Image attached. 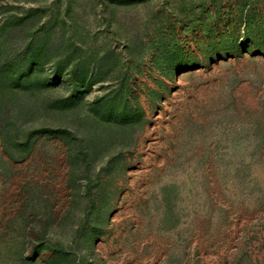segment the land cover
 <instances>
[{
  "label": "rangeland",
  "instance_id": "rangeland-1",
  "mask_svg": "<svg viewBox=\"0 0 264 264\" xmlns=\"http://www.w3.org/2000/svg\"><path fill=\"white\" fill-rule=\"evenodd\" d=\"M0 264H264V0H0Z\"/></svg>",
  "mask_w": 264,
  "mask_h": 264
}]
</instances>
